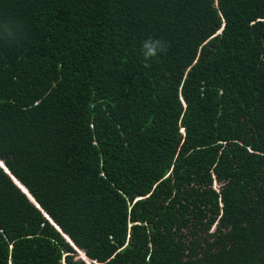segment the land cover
<instances>
[{
	"label": "trees",
	"instance_id": "obj_1",
	"mask_svg": "<svg viewBox=\"0 0 264 264\" xmlns=\"http://www.w3.org/2000/svg\"><path fill=\"white\" fill-rule=\"evenodd\" d=\"M6 32L0 264H264V0H0Z\"/></svg>",
	"mask_w": 264,
	"mask_h": 264
},
{
	"label": "clouds",
	"instance_id": "obj_2",
	"mask_svg": "<svg viewBox=\"0 0 264 264\" xmlns=\"http://www.w3.org/2000/svg\"><path fill=\"white\" fill-rule=\"evenodd\" d=\"M0 38L6 40H16L17 35L12 32H6L0 34ZM169 47V42L162 38L148 37L145 39L141 44V54L143 56L145 66L150 67L149 62L153 58L158 57L160 54L166 53Z\"/></svg>",
	"mask_w": 264,
	"mask_h": 264
},
{
	"label": "rangeland",
	"instance_id": "obj_3",
	"mask_svg": "<svg viewBox=\"0 0 264 264\" xmlns=\"http://www.w3.org/2000/svg\"><path fill=\"white\" fill-rule=\"evenodd\" d=\"M219 186H220V184L218 183V182H213V188L215 189V190H218L219 189ZM213 229H214V227L212 228V231H213ZM79 254V256L81 257V259L82 260H85L86 259V257L85 256H83V254L82 253H78ZM84 257V258H83ZM86 262H88V260H85Z\"/></svg>",
	"mask_w": 264,
	"mask_h": 264
},
{
	"label": "water",
	"instance_id": "obj_4",
	"mask_svg": "<svg viewBox=\"0 0 264 264\" xmlns=\"http://www.w3.org/2000/svg\"><path fill=\"white\" fill-rule=\"evenodd\" d=\"M0 166H1L5 171H7L3 164L1 165V163H0ZM7 172H8V171H7ZM16 184L21 188V190H22L24 193H26V194L28 195V197L33 201V203L37 205V203H36V202L30 197V195L28 194V192H27L26 190L24 191V190L22 189L21 185L18 184L17 182H16ZM57 229L59 230V228H57ZM63 236L65 237V235H63Z\"/></svg>",
	"mask_w": 264,
	"mask_h": 264
}]
</instances>
